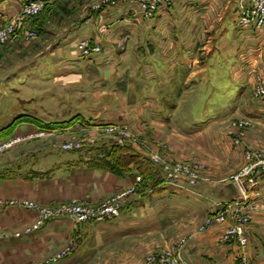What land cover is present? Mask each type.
Instances as JSON below:
<instances>
[{
  "label": "crops",
  "instance_id": "crops-1",
  "mask_svg": "<svg viewBox=\"0 0 264 264\" xmlns=\"http://www.w3.org/2000/svg\"><path fill=\"white\" fill-rule=\"evenodd\" d=\"M26 1L0 0V26L17 20ZM61 1L67 2L45 0V12L28 24L39 39L34 53L0 78V91L5 88L10 102L20 105L18 115L43 121L74 118L67 126L73 129L126 123L148 135L176 118L186 120L185 138L214 136L206 160L217 181L223 168L226 172L243 162L244 148L264 146V96L243 97L254 75L264 69V26L236 25L248 0H173L171 7L147 19L130 1L113 0L93 10L86 4L76 17L54 9ZM84 39L99 45L100 51L82 55L76 45ZM184 98L188 112L178 114ZM238 103L242 108L234 114L251 118L257 126L232 147L219 132L234 115H228V105ZM36 127L22 122L15 129L33 132ZM199 145L194 143V151ZM76 154L67 152L66 161L32 170L26 178H0V198L23 197L42 204L71 198L99 201L134 183L133 175L79 163ZM229 184L198 183L188 190L160 182L134 195L120 215L108 221L74 222L60 216L19 235L12 231L31 223L35 212L1 208L0 264H30L69 238L75 240V249L54 264H142L148 253L180 237L184 264H235L238 245L222 239L227 223L197 231L206 215L232 199L235 191ZM253 197L258 209L245 225V252L251 264H264V172L256 179Z\"/></svg>",
  "mask_w": 264,
  "mask_h": 264
},
{
  "label": "rangeland",
  "instance_id": "rangeland-1",
  "mask_svg": "<svg viewBox=\"0 0 264 264\" xmlns=\"http://www.w3.org/2000/svg\"><path fill=\"white\" fill-rule=\"evenodd\" d=\"M70 2V6L72 7L66 10V7H68V3ZM59 3V5L54 7V9H58V13L60 12L70 15L71 17H76L80 15V13H82V10L85 9L86 4H88L87 7L92 10L98 9L96 5L98 3H101V0H67V2L61 1ZM46 7L47 4L44 3L39 12L28 17L23 16L20 10L19 18L17 20L9 22L16 23V25H18V29L16 30L15 34L12 35L8 40L0 43V78L15 70L20 63L28 60L32 56V53H34V51H32L34 46L33 44H37L39 42V39L36 37L35 32L33 36H29V31L34 30L30 28L31 26L29 25V27L28 24L30 20H35V18L42 15L47 9ZM6 92L7 90L5 88H2V91H0L1 128L2 126L10 123V117H15L21 113L19 111L20 105L10 102L12 97L10 94L7 96ZM252 95L253 97L258 98L254 96V78L252 86L250 87V89H246V93L243 97L245 100H248ZM186 103L187 99L184 98L182 104L180 105V109L178 110L179 112H177L178 114H187L189 105L188 103ZM241 108L242 105L239 103L234 104L231 108L228 105V115L240 111ZM242 119H249L252 121V124L243 127L241 124H239ZM44 122L50 121L44 120ZM186 122V120L182 122L176 118L174 119L172 124L161 128V131L153 130L155 132V135H148L146 130L142 131L139 129H134L126 123L110 124L112 125L111 128L98 127V125H96L97 127H89L81 124L75 126L74 129L72 127H66L64 129H45L37 125L38 128L36 127L37 129L33 132L28 129L20 133L16 132L15 126L8 134L0 136V174L4 175L2 178H26L32 174V170L46 168L52 163L55 165L57 161H61V158L66 161L65 154L67 152H76V157L78 159L77 161L79 163H83L81 159L85 158L87 155H89V153H87L85 149H82V147H86V145H91L99 142H106L108 144L114 142L119 145H126L127 147H129V149H117L115 150L114 154L118 157L117 160L120 162V164H123V167L129 165L130 169L128 168V172L124 175H133L134 183L123 189L110 193L99 201H87L78 198H71L66 201H59L51 204H42L28 198L12 197L8 199L0 198V202L3 203L2 205H0V209L12 206L24 208L16 204L7 205L4 204V202H20L22 200H28L29 202L37 205L39 210L46 209L55 211L70 204L82 205L94 211H98L102 207L104 208L106 205H111L112 207L119 205L121 210V208L124 207L134 197V195L146 190L150 187V185H156L160 182H165L174 189H179L181 188L180 185L184 184V187H186L188 190H191L194 184L198 183L229 181V179L238 175L241 172V169L246 164L247 159L245 156V152L247 150L258 148H260V150H264V146H260L257 144L247 146L242 152L243 162L238 167L234 168L233 166H228L229 163H227L226 165L228 166V170L225 172L226 169L224 170L223 168V170H221V175H223V177L217 181L212 176L211 172H209L210 167L206 160L208 159L211 150L210 147L208 148V144L210 142L212 143V140L215 139L214 136L197 137L191 135L190 138L187 139L183 136L182 131V129L185 128L184 126H186ZM221 126V132H219V134H224L229 139L231 146L233 147L236 145H240L244 139L248 138V135H250V133L256 129L257 124L249 117H245L241 114H234L228 117L224 121V123L221 124ZM194 143H198V145L200 144V147L197 146L195 151L193 148ZM76 144H80L82 145V147L79 149H65V146ZM185 146H187V149H190V152L185 153L181 151L186 149ZM131 150L145 157L149 164L146 163L143 159L141 161V158H129L126 153H130ZM138 164L141 165V172L136 171V169L134 168L138 166ZM144 170H149V173L144 172ZM36 175H38V173H36ZM255 186L253 187V189H255ZM32 211L35 212L33 221L25 225L20 230L12 231L13 233L24 232L26 229L33 226V224L37 220V211ZM208 215L204 217L203 221ZM203 221L200 223V225L203 223ZM85 222L96 223L97 221L90 219ZM233 222V219L228 218L224 222H215L213 224L227 223L225 227L226 229L229 225L233 224ZM246 224L247 223H245V225ZM197 231H199L198 228ZM224 231L222 233V236H224ZM3 234L4 231L0 230V235ZM180 239L184 238L180 237L178 240L172 242L167 247L148 253L145 256L144 260L148 255L152 253L160 252L163 249L174 246ZM66 246H69L68 254H70L75 249V240L69 238L66 243L57 247L53 252L33 262H37L46 257H49L50 255L58 252Z\"/></svg>",
  "mask_w": 264,
  "mask_h": 264
},
{
  "label": "built area",
  "instance_id": "built-area-1",
  "mask_svg": "<svg viewBox=\"0 0 264 264\" xmlns=\"http://www.w3.org/2000/svg\"><path fill=\"white\" fill-rule=\"evenodd\" d=\"M113 0H101L96 7H100L105 2ZM137 4L140 15L147 19L153 17L161 8H169L173 4V0H125ZM45 0H27L21 7L23 16L28 17L39 12L44 5ZM236 25L239 27L252 26L255 29H260L264 26V0H248L247 6L244 7L240 15L236 19ZM18 29L16 23H6L0 26V43L8 40L15 34ZM34 31H29V36H33ZM78 50L82 55L87 56L92 52H99L100 46L91 44L89 40H80L77 44ZM264 54V48H263ZM254 96L260 98L264 96V69L257 73L254 77ZM252 121L242 119L239 124L243 127L249 126ZM98 127L111 128L112 125H99ZM65 149H79L80 144L65 146ZM246 164L241 169V172L229 179L238 192V195L228 201L222 202L218 210L208 215L203 223L198 227V230H204L213 223H221L226 219H233V224L229 225L224 231V240L234 241L240 253L235 264H251L247 258L245 248L248 243V236L245 231V223L251 218V213L258 209V204L253 197L257 177L264 172V150L250 149L245 152ZM196 185V184H194ZM184 188V184L180 185ZM3 203L0 202V205ZM7 205H19L26 209L37 211V220L31 228H28L24 233H32L40 228V226L48 220L60 216H66L74 222H85L93 219L97 222H105L120 215V206L106 205L98 211H94L85 206L78 204H70L55 211L38 209V206L28 200L20 202L8 201L4 202ZM39 210V211H38ZM19 235L20 233H14ZM2 235H0L1 237ZM184 239H180L174 246L161 250L160 252L152 253L146 257L142 264H183L181 257V249ZM69 246L64 247L58 252L46 257L40 261L31 264H54L68 255Z\"/></svg>",
  "mask_w": 264,
  "mask_h": 264
},
{
  "label": "trees",
  "instance_id": "trees-1",
  "mask_svg": "<svg viewBox=\"0 0 264 264\" xmlns=\"http://www.w3.org/2000/svg\"><path fill=\"white\" fill-rule=\"evenodd\" d=\"M24 121L34 123L45 129H63L68 125H70L74 121V118H71L67 121L44 122L34 116L22 114L16 116L12 121H10V123L0 128V136L8 134L17 124ZM125 148L129 149V147H127L126 145H119L114 142L109 144L106 142H99L91 145H86V147H82V149H85V151L89 153V155L81 159V161H83L84 164H87L88 166L93 168H104L114 172L117 175H124L130 169L129 165L123 167V164L122 165L120 164V162L117 160L118 157L114 154V152L117 149H125ZM126 154L131 159L141 158V161L143 159L146 163L149 164V162H147V159L145 157H143L141 154L135 151L131 150L130 153H126ZM134 168L136 169V171H140L141 165L138 164V166ZM148 171L149 170L146 171L144 170V172H148ZM3 176L4 175L0 174V178H2Z\"/></svg>",
  "mask_w": 264,
  "mask_h": 264
},
{
  "label": "water",
  "instance_id": "water-1",
  "mask_svg": "<svg viewBox=\"0 0 264 264\" xmlns=\"http://www.w3.org/2000/svg\"><path fill=\"white\" fill-rule=\"evenodd\" d=\"M229 186H230L231 188H233L234 191H235V192H234V196H233L232 198L236 197V196L238 195V192H237V189H236L235 185H234L232 182H230Z\"/></svg>",
  "mask_w": 264,
  "mask_h": 264
}]
</instances>
